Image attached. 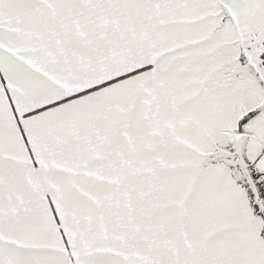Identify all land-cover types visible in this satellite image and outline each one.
I'll return each mask as SVG.
<instances>
[{
	"label": "snow or ice",
	"instance_id": "6c2138e0",
	"mask_svg": "<svg viewBox=\"0 0 264 264\" xmlns=\"http://www.w3.org/2000/svg\"><path fill=\"white\" fill-rule=\"evenodd\" d=\"M0 264H264V0H0Z\"/></svg>",
	"mask_w": 264,
	"mask_h": 264
}]
</instances>
